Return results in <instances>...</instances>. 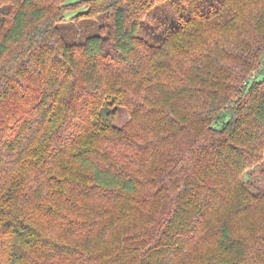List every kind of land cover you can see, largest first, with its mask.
Here are the masks:
<instances>
[{"label": "trees", "instance_id": "trees-1", "mask_svg": "<svg viewBox=\"0 0 264 264\" xmlns=\"http://www.w3.org/2000/svg\"><path fill=\"white\" fill-rule=\"evenodd\" d=\"M67 1L0 0V264H264V0Z\"/></svg>", "mask_w": 264, "mask_h": 264}, {"label": "rangeland", "instance_id": "rangeland-1", "mask_svg": "<svg viewBox=\"0 0 264 264\" xmlns=\"http://www.w3.org/2000/svg\"><path fill=\"white\" fill-rule=\"evenodd\" d=\"M78 1H82V0H68L67 3H75ZM82 11H85V9H81L78 12H69L67 13L66 16L68 19H71L75 15H77L79 12H82ZM263 79H264V75H262L261 77H258V80H263ZM115 87H117V84H115L114 88ZM125 95L127 99L132 100V101H138V104L141 105L140 99L142 97L135 96V93L132 92L131 90L130 84L128 85V88L126 89ZM108 97L109 99L107 100L103 99L102 104H101L107 110L106 114L108 115L106 116V118L112 121L113 125L117 129L124 131L127 127L133 124L134 118L136 117L135 114H133V110L134 108H138L139 106H137L135 102H133L134 105H132V107L119 104L113 92H111ZM104 98H107V97H104ZM261 168H262L261 165H257L256 167L251 169V171H247L246 174L244 175V182L248 183V186H251L250 188L255 194L260 192V190L264 189V176L259 174ZM257 172L258 174H256ZM250 173L253 174V177H252V174Z\"/></svg>", "mask_w": 264, "mask_h": 264}]
</instances>
